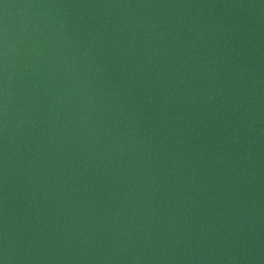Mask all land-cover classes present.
Listing matches in <instances>:
<instances>
[{
    "label": "water",
    "instance_id": "obj_1",
    "mask_svg": "<svg viewBox=\"0 0 264 264\" xmlns=\"http://www.w3.org/2000/svg\"><path fill=\"white\" fill-rule=\"evenodd\" d=\"M0 264H264V0H0Z\"/></svg>",
    "mask_w": 264,
    "mask_h": 264
}]
</instances>
